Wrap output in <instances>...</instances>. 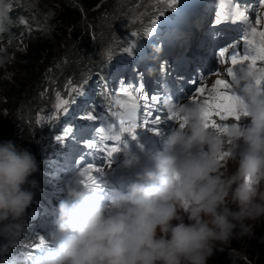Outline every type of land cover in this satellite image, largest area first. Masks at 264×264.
Returning <instances> with one entry per match:
<instances>
[{"label":"clouds","instance_id":"1","mask_svg":"<svg viewBox=\"0 0 264 264\" xmlns=\"http://www.w3.org/2000/svg\"><path fill=\"white\" fill-rule=\"evenodd\" d=\"M11 11L12 0H0V33L13 24ZM11 62L0 55V67ZM116 62L126 66L124 80L134 62ZM196 67L190 65L186 89ZM257 78L247 67L237 72L231 90L247 116L230 124L209 123L206 98L181 103L166 95L161 109L177 123L160 135L162 144L138 152L125 142L119 152L121 166L134 170V179L112 174L115 184L120 177L129 181L121 188L108 181L85 183L80 172L68 176L43 243L23 256L40 161L29 148L0 141V264H209L232 239L251 235L254 223L264 220V87ZM125 119L135 123L136 110ZM80 138L95 140L89 134ZM99 156L105 158L98 149L81 155L96 163Z\"/></svg>","mask_w":264,"mask_h":264},{"label":"rangeland","instance_id":"2","mask_svg":"<svg viewBox=\"0 0 264 264\" xmlns=\"http://www.w3.org/2000/svg\"><path fill=\"white\" fill-rule=\"evenodd\" d=\"M75 5L81 6V0H73ZM198 0H177L176 4H180L179 6H185L189 3H197ZM205 0H199L198 3H203ZM22 4L21 7L23 9V13L16 15L13 18V23H15L16 27H20L21 31L17 33L15 37L8 39H0V55L9 56L12 58V62L5 65L4 67H0V85L4 82L7 84L11 81V76L15 73H18L17 65L21 64L26 55L32 51V40L28 36V32L33 29H36L43 23V16L39 14L36 16V9L38 7L41 12L50 11L52 13L53 20L56 21L57 24H60V27L64 29V34L62 33V38L74 39L71 45L72 55H66L68 60L64 63L68 64V61H72L74 65H77L80 70H78L79 80L75 82L69 74L66 76L63 75V68L58 71L51 72L50 75L45 79V81L41 85V91L39 92V105L37 108H33V112L24 116L22 121L15 116V112L11 115L9 112L5 110L4 103V88L0 86V117L3 118L5 124H1L0 126H4L2 128L3 140H13L15 143L20 145L21 147L29 148L40 161V172L36 174L35 178L39 181V189L37 190L36 199L34 205L42 207L46 212L51 209L55 212L54 207H52V199L58 197L59 189L62 186L64 180L72 175L75 172H83L88 169L89 165H92L93 168L88 175H92L96 177L97 183L99 182H110V186H116L115 182L110 181V176L114 173H118L121 175H127L131 179H134V170L129 171L124 169L121 166V161L123 156L121 153H117V156L114 155L110 160H106L104 157L99 156L101 159L99 162H91L84 161L81 155L86 154L88 150H96V146L98 145L95 140H86L84 138H80L81 135L86 137L88 134L93 139L98 138L100 135L98 134L96 137H93L92 133L82 132L79 127H75L73 123H71V119L73 120L76 116L80 115H89L92 114L90 110L85 111L86 107H97V104H94L93 100V92L91 94V89H89L88 81L84 79L88 74L87 69H89L94 61L98 59L103 61L106 56H109L116 52V44L122 43L124 39H128L131 41L130 36L134 34V32L129 31L132 26L136 28L139 23L144 19L156 20L158 18L163 20V16L167 15L168 12H172L180 8L179 6L175 7L171 5V0H116V6H113V2L111 0H90L87 1L86 4L95 12L96 14L90 16V22L85 27H80L79 30L69 31L70 27L67 21L63 20V10L64 6L63 0H12L13 3ZM62 4V5H61ZM35 5V6H32ZM176 6V5H175ZM109 12V14H108ZM179 12V11H178ZM177 12V13H178ZM163 13H166L163 15ZM44 14V13H43ZM54 14V15H53ZM181 14H178L179 18H183V21L186 18ZM256 17L254 19V25L258 30H264V7L257 6L255 9ZM159 19V20H160ZM257 19L261 20L260 24H255ZM66 22V23H65ZM46 24V23H45ZM62 25V26H61ZM13 26V25H12ZM47 26V25H46ZM101 31L99 32L97 27ZM145 30V29H144ZM139 30L142 34H138L136 37L139 40H142V45L147 40H150L153 36V45L158 46L161 50V44L159 43L161 36L163 33L160 31L152 32V35L149 36L147 34V30ZM135 37V36H134ZM146 37V41L143 39ZM139 43V42H138ZM137 45L135 49H137ZM59 45V44H58ZM58 45L56 44V51L58 49ZM61 45V44H60ZM134 46L133 43H126L124 50H130V47ZM153 49L151 50H154ZM30 50V51H29ZM55 53V51H52ZM122 52V51H121ZM194 54V51H189V55ZM118 53H114L112 55L113 58H120L117 56ZM74 56V57H73ZM143 57V62H146L145 55L140 56L139 60ZM133 60L134 64L131 66V70L127 71L126 77L122 81H118L119 79V69L115 67L112 71L111 78L115 81V85L113 87L105 86L109 97H111L113 101V105L119 107L120 110H114V112L110 113L105 109L100 110L99 113L95 116L96 119H91V123L94 124V127L99 129H104L106 126L110 128L111 131L109 133L111 135L118 136L120 132L119 125V117L122 112L121 102L126 100L127 97L125 94L120 93L119 89L121 87L130 88L133 90L134 94H137L136 85H134V80L132 79L131 73L137 63L134 58L130 57ZM129 58V59H130ZM70 59V60H69ZM230 60V56L227 57ZM212 62H205L202 59L197 67L201 68V70L194 75V79H191V83H189L188 88L185 91V94L178 98L177 102H190L193 95L198 96V100L200 99H208L209 95H215L213 86L215 84L216 79H225L228 80L229 83H233L231 77L227 74V69L232 65L229 62H223L217 60L218 66H222L223 70L219 72L218 66L216 70L214 68L215 61L213 59H209ZM152 63H155V61ZM264 66L261 62H258L257 67ZM192 69V68H190ZM85 74H84V73ZM95 77V76H93ZM95 80V79H94ZM133 81V82H131ZM98 82H92V88L98 87ZM83 85V91L85 95H79L74 92L72 89L74 87H79ZM91 85V84H90ZM203 86L205 88V93L203 96H199L198 93L195 92V89ZM105 88L104 92H105ZM220 91H232L231 89H219ZM100 91V90H99ZM59 94V95H58ZM140 96L142 95V91L139 90L138 93ZM153 94L148 96V101L151 102ZM60 99H67L70 101L68 105L69 111L67 114L63 113L62 110L56 109V104ZM164 97H160L156 103L162 104ZM116 101H120L118 104ZM140 111L138 112V108L136 109L137 119H136V139H133L131 134L128 133L127 142L130 146L135 150L137 145H141L144 141L148 140L152 143L154 140V134L158 131L160 134L155 136V140L157 141V146L162 144L161 134L164 131L170 129V127L177 123L176 120L171 119V114H169L165 108L161 110L158 109V112H153L151 107L150 113L146 114V107L143 100L139 101ZM148 108V107H147ZM220 118V117H217ZM242 117L241 119H243ZM1 120V119H0ZM225 124H230L235 122L234 117H229L227 119H223ZM105 121L110 124H105ZM156 121H160L159 124ZM34 124H37L39 128L43 129L45 127L49 128L50 134H39L37 141H32L31 143H27L22 140L21 133L24 128L33 130ZM115 125V127H113ZM127 126V121H126ZM81 127V126H80ZM85 129V128H84ZM86 129H90L89 126ZM79 130V133H77ZM38 132V131H37ZM39 133V132H38ZM59 136L61 139L58 141L56 137ZM92 143L94 146L92 148L88 147V144ZM122 146L119 148L122 150L125 144V141H121ZM67 145V149H62L58 151V145ZM98 147V146H97ZM142 154V153H141ZM143 155V154H142ZM102 169L100 172H96L95 169ZM86 179V176L82 177ZM39 197V199L37 198ZM27 225L29 227V235L28 238L23 239V245H26L27 248L36 249L39 243V238L45 233L47 227L49 225L46 221L38 216V212H29L27 218ZM264 225V220H260L254 223L251 232L255 233L257 236V231H261ZM255 226H259L254 229ZM37 232V233H36ZM252 235V234H251ZM251 235H247V238H251ZM241 236L238 235L236 238L232 239L231 242H236L239 240ZM230 245H227L224 248L226 251ZM227 254H224L223 251H218L216 255L209 261V264H252L250 261L246 260V254L238 253V251L234 248L229 250ZM238 254H231V253ZM261 264H264L261 263Z\"/></svg>","mask_w":264,"mask_h":264},{"label":"trees","instance_id":"3","mask_svg":"<svg viewBox=\"0 0 264 264\" xmlns=\"http://www.w3.org/2000/svg\"><path fill=\"white\" fill-rule=\"evenodd\" d=\"M63 20L69 21L67 23L71 24L69 25L71 32L72 30H79L80 27H85L89 24L90 16L95 15L96 13L93 12L90 5L88 6L86 4L87 1L90 0H81V6L79 7L75 5L73 0H63ZM113 2V6H116L115 2L116 0H111ZM14 6H12L11 15L13 17L16 15V13L21 14L23 13V9L21 7V3H13ZM62 5V4H61ZM180 5V4H178ZM35 6V5H32ZM175 8V7H174ZM36 16L39 14H42L43 23L39 25L38 28L31 30L28 32L29 38L32 40V51L28 55L25 56V58L22 60L23 62L21 64L17 65L18 73H14L11 76V81L9 84L4 82L2 85L4 88V103H5V110L9 112L11 115L15 112V116L19 118L21 121L24 119L23 117L26 115H30L33 112V108H37L39 105V92L42 90L41 85L45 81V79L50 75V73L54 71H58L59 69L63 68V75L66 76L69 74V76L75 80V82H78L79 75L78 70L80 68L77 65H74L72 61H68V64H65L68 58H66V55H70L69 58L72 55V49L71 45L74 39H64L62 38L61 34L64 32V29L60 27V24H57L55 20L52 18V13L50 11L44 12V10H41L38 7H35ZM44 13V14H43ZM171 13V12H168ZM109 14V12H108ZM166 13H163V15ZM54 15V14H53ZM164 17V16H163ZM156 19L155 27H159L165 24V20L162 19ZM153 20H149L144 18L139 25L134 28L132 26L129 31L134 32L130 36L131 41L128 39H124L122 43L116 44V52L118 53L117 56L124 57V60L129 61L131 54H135L136 49L135 46L137 43L142 42V40H139L138 37H136L139 30H147L152 27ZM46 23V24H45ZM66 23V22H65ZM13 25V26H12ZM10 26L9 31L0 33V39H8L15 37L18 32L21 31L20 27H16L15 23H13ZM47 25V26H46ZM62 26V25H61ZM97 27V26H96ZM154 27V28H155ZM98 31L100 32L101 29H99V26L97 27ZM138 30V31H137ZM144 30V31H145ZM139 31V32H141ZM135 36V37H134ZM143 41H146V37L143 39ZM126 43H133L134 46L130 47V50L127 51L121 49L122 47L126 46ZM56 44L58 45V49L56 51ZM61 44V45H60ZM142 49L141 46H137V50ZM52 51H55L53 53ZM122 51V52H121ZM111 54L109 56H106L103 61H100L99 59L97 61H94L88 71V74L84 77L86 81H88L89 89H91V94L93 92V100L94 104H97V107L91 106L86 107L85 111L90 110L92 114L89 115H80L76 116L73 120L71 119V123L74 124L75 127H79L80 129H84L87 127L86 124L89 123L90 119L87 117H90V115H95L100 112V110L105 109L106 111L112 112L114 110L119 111L120 108L113 105V101L111 97L106 95L108 91L106 90L105 86L108 85L110 88L115 85V81L111 78L112 71L115 67L119 68V79L118 81L123 80L122 74L126 70V66L123 63L116 64V59L112 57ZM74 57V56H73ZM70 60V59H69ZM67 63V62H66ZM95 76V77H93ZM77 79V80H76ZM95 79V80H94ZM92 82H98V87L92 88ZM91 84V85H90ZM105 84V86H103ZM105 88V92L104 89ZM100 90V91H99ZM118 104H120V101H116ZM0 125L5 124L3 118L0 117ZM5 126V125H4ZM3 125L0 126V141L3 140V134L2 128ZM81 126V127H80ZM34 129H26L24 128L23 132L21 133L22 140L31 143L32 141H37V138L39 134H50L49 128L45 127L43 129L39 128L37 124H34ZM39 133H38V132ZM77 133H79V130H77ZM80 134V133H79ZM49 137L51 136L48 135ZM10 140V139H8ZM17 144V143H16ZM18 145V144H17ZM20 146V145H18ZM21 147V146H20ZM67 145H58V151L62 149H67ZM55 197L52 199V207L59 198ZM39 199V197H37ZM38 212V216L43 218L45 221L50 219V217L53 215L51 213L52 210L49 209L47 212L42 209L41 205L37 206L34 205L28 210V212ZM259 227V226H258ZM257 226L254 227V229L258 228ZM37 233V232H36ZM30 237L29 235V227L28 230L25 233L24 238ZM251 238H247V235H242L239 240L236 242H230L229 248L226 250L227 252H230L229 250L234 248L238 251V253L246 254V260L250 261L252 264H261L264 262V225L261 231H257V236H255V233L253 231ZM26 251L35 252L36 249L27 248L26 245H21L20 255H25ZM226 251H223L224 254H227ZM238 253H231V254H238Z\"/></svg>","mask_w":264,"mask_h":264},{"label":"snow or ice","instance_id":"4","mask_svg":"<svg viewBox=\"0 0 264 264\" xmlns=\"http://www.w3.org/2000/svg\"><path fill=\"white\" fill-rule=\"evenodd\" d=\"M259 4L261 6H264V0H258ZM177 3V0H171V5L175 6ZM231 21L232 24H235L236 22H246L249 20L248 15H246L245 11H241L239 8V5H237L235 12L231 13L230 15H224L222 12L216 13V18L214 19L215 25H221L224 21ZM152 27L148 29L147 34L149 36L152 35L153 29L155 27L156 21L153 20ZM261 20L257 19L255 21V24H260ZM243 42L244 46L241 50H238V45L236 44H228L225 47L219 48L218 55L219 57L223 58L225 57V54L229 52V49L231 48V55H230V63L233 67H229L227 69V74L231 77L232 81L236 80L237 72L242 71L245 67L249 70V72L252 75H256L259 73V78L256 79V84L259 86L264 87V66L257 67L258 62H261L264 64V30H258L255 26H249V34L243 36ZM140 88L143 87V85L139 86ZM232 85L229 83L228 80L225 79H216L215 84L213 86L215 95H209V98L207 99V111L205 114V118L209 121L210 124L216 125V121L212 119L213 115L220 117L221 119H227L229 117H234L236 121L240 120L242 117L247 116V113L244 111H241V105L242 101L239 96L234 94L232 91H220L219 89H231ZM74 92H76L79 95H85L83 91V85L79 87H74L72 89ZM120 93H123L126 95L127 99L123 100L121 102V109L122 112L119 117V125H120V131L121 132H127L130 133L133 139H136V122H130L125 119V113L128 112L131 109L136 110L140 104L139 101L143 100L145 106L148 105L149 101L146 97L140 96L139 90H137V94H134L133 90L126 87H121L119 89ZM195 92L199 94V96H203L205 93V88L203 86L198 87L195 89ZM59 95V94H58ZM156 97H152V103L154 104L156 102ZM193 101H198V96L193 95L192 96ZM70 104V101L67 99H60L58 103L56 104V109L62 110L63 113L67 114L69 111L68 105ZM151 109L147 108L146 114L150 113ZM88 119H96L95 116L87 117ZM171 119H174V117L171 115ZM127 121V126H126ZM157 124L160 123V121H156ZM115 127V125H113ZM101 132L104 131V129H100ZM157 135L160 133L157 131ZM116 140H120L121 137L118 135L115 137ZM56 139L59 141L61 138L59 136L56 137ZM94 145L92 143L88 144L89 148H92ZM121 149L119 147H112L107 151V156L111 158L114 153L120 152ZM93 166L89 165L88 169L81 172L82 176H86L85 183H97L96 177L92 175H88L87 173L92 170ZM96 172L102 171V169L96 168ZM39 243H43V237L39 238ZM38 246V245H36Z\"/></svg>","mask_w":264,"mask_h":264},{"label":"bare ground","instance_id":"5","mask_svg":"<svg viewBox=\"0 0 264 264\" xmlns=\"http://www.w3.org/2000/svg\"><path fill=\"white\" fill-rule=\"evenodd\" d=\"M176 5H178V4H176ZM174 7H176V6H174ZM225 40H227V39L222 38V39H220L219 42H217V43H223ZM227 45H228V44H225V45H223V47H225V46H227ZM239 46H240V45H239V43H238V47H239ZM227 57H229V55L225 54V57H223V58H218V60L223 61V62H226V61H227V62L230 63V60H228ZM206 62L209 63L210 60L208 59ZM210 65H212V62H210ZM217 66H218V62L215 61V65H214V68H215V69H213V70H216V67H217ZM230 67H231V66H230ZM232 67H233V66H232ZM218 68H219V69H218L219 72L223 70L222 66H218ZM178 96H182V95H178ZM143 97H144V96H143ZM178 98H180V97H178ZM178 98H177V100H178ZM212 119H214V120L216 121V123L225 124V121H224L223 119H221V118H217V116H215V115H213ZM156 135H157V134H154V140H155V136H156ZM154 140H152V143H150L148 140L145 141L142 145H138V146L136 147L135 150L138 151V149H139L140 151H138V152H141L142 147H143V148H146V149H154V148L158 147V146H157V141H154ZM142 154L146 156V153L142 152Z\"/></svg>","mask_w":264,"mask_h":264}]
</instances>
